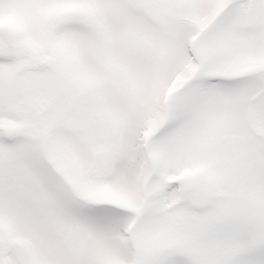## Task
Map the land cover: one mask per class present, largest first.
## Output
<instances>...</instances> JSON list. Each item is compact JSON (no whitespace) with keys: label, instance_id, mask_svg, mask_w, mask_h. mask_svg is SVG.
<instances>
[{"label":"snow or ice","instance_id":"1","mask_svg":"<svg viewBox=\"0 0 264 264\" xmlns=\"http://www.w3.org/2000/svg\"><path fill=\"white\" fill-rule=\"evenodd\" d=\"M0 264H264V0H0Z\"/></svg>","mask_w":264,"mask_h":264}]
</instances>
